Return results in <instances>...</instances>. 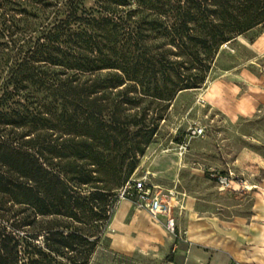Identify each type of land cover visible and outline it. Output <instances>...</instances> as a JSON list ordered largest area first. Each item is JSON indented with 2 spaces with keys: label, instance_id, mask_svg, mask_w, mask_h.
<instances>
[{
  "label": "trees",
  "instance_id": "trees-1",
  "mask_svg": "<svg viewBox=\"0 0 264 264\" xmlns=\"http://www.w3.org/2000/svg\"><path fill=\"white\" fill-rule=\"evenodd\" d=\"M22 2L0 85V264H77L55 255L79 229L88 264L170 103L264 26V0Z\"/></svg>",
  "mask_w": 264,
  "mask_h": 264
},
{
  "label": "rangeland",
  "instance_id": "rangeland-1",
  "mask_svg": "<svg viewBox=\"0 0 264 264\" xmlns=\"http://www.w3.org/2000/svg\"><path fill=\"white\" fill-rule=\"evenodd\" d=\"M32 3L29 0V4ZM26 10L28 14L32 12L22 0H0V85L7 79L16 59L22 30L30 28L25 21L32 20L23 12ZM263 29L264 26H259L223 46L205 83L197 89L177 94L164 113L156 134L139 157L133 173L135 178L147 175L152 184L159 185L162 193L173 190L177 197H196L219 216L230 212V207L231 210H250L252 186L264 189V103H258L252 113L236 117H229L226 109L240 110L237 104L249 97L250 88L254 90L258 86H252L242 78L250 75L262 78L261 86H264V54L255 55L250 47ZM219 83L224 85L218 88ZM228 85H233V90L229 100L222 102L220 93H224ZM210 98L222 102L223 107L216 106ZM196 126L204 130L199 137H193L191 133ZM229 171L234 174L235 182L243 184L236 191H220L215 177ZM124 200L131 204L124 224L127 225L132 213L139 210L128 199L117 200L113 211L106 214L88 264H181L187 249L184 237L181 240L174 237L177 248H171L164 258L156 261L150 252L136 249L140 241L133 232L124 238L116 236L109 223L119 202ZM124 212L125 209L119 208L113 217L117 224L121 223ZM81 233L79 229L76 238L69 241L72 246L63 251L64 259L55 255L57 261L68 263L66 259L69 258L78 260L77 264L81 262L85 248ZM124 241L127 249L121 247ZM195 254L192 251L187 255L188 264H198Z\"/></svg>",
  "mask_w": 264,
  "mask_h": 264
},
{
  "label": "crops",
  "instance_id": "crops-1",
  "mask_svg": "<svg viewBox=\"0 0 264 264\" xmlns=\"http://www.w3.org/2000/svg\"><path fill=\"white\" fill-rule=\"evenodd\" d=\"M250 45L255 55L264 54V29ZM242 79L252 86L258 85V88L255 87L254 90L250 88L252 92L248 91V99L237 104L240 110L226 109L229 117L252 113L258 103H264L262 78L250 75ZM223 85L219 83L217 87L220 88ZM231 86L233 85H228L225 92L220 93L222 102L229 100L230 91L233 90ZM209 101L223 107L222 102L211 98ZM251 191L254 192L251 193L253 202L249 211L231 210L232 207H230L228 210L230 212H226L224 216L212 213L196 197L188 195L177 197L181 209L174 211V217L181 236L185 238L184 243L187 245L181 264H188L187 255L192 251L196 253L194 257L198 264H264V189L252 186ZM119 208L121 211L125 209V212L121 216V223L117 224L113 217L117 215ZM130 209V202L124 200L119 202L113 213L109 226H112L116 236L124 238L125 235L130 236L133 232L140 241L136 249L150 252L152 259L156 261L164 258L171 248H177L174 236L168 234L164 228V218L154 221L145 211L137 210L130 216L129 223L124 224ZM122 243L124 244L121 246L122 249H127L126 242Z\"/></svg>",
  "mask_w": 264,
  "mask_h": 264
},
{
  "label": "built area",
  "instance_id": "built-area-1",
  "mask_svg": "<svg viewBox=\"0 0 264 264\" xmlns=\"http://www.w3.org/2000/svg\"><path fill=\"white\" fill-rule=\"evenodd\" d=\"M203 132L201 126H196L191 133L193 137H199ZM215 178L220 191H236L243 184L235 182V176L231 171L223 175H217ZM176 195H178L177 192L173 190L162 193L159 187L152 184L147 175H144L139 178L132 176L125 186L119 190L118 199L130 200L137 209L145 211L154 221L164 218L166 232L174 236L176 240H181V232L174 217V211L181 209Z\"/></svg>",
  "mask_w": 264,
  "mask_h": 264
}]
</instances>
